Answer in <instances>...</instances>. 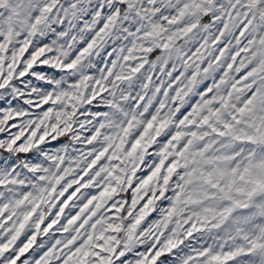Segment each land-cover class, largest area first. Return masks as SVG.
<instances>
[{
    "label": "snow or ice",
    "instance_id": "6c2138e0",
    "mask_svg": "<svg viewBox=\"0 0 264 264\" xmlns=\"http://www.w3.org/2000/svg\"><path fill=\"white\" fill-rule=\"evenodd\" d=\"M0 264H264V0H0Z\"/></svg>",
    "mask_w": 264,
    "mask_h": 264
}]
</instances>
